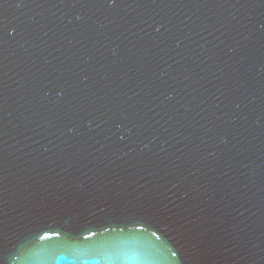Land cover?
<instances>
[{"label":"water","instance_id":"obj_1","mask_svg":"<svg viewBox=\"0 0 264 264\" xmlns=\"http://www.w3.org/2000/svg\"><path fill=\"white\" fill-rule=\"evenodd\" d=\"M0 264H264V0H0Z\"/></svg>","mask_w":264,"mask_h":264}]
</instances>
